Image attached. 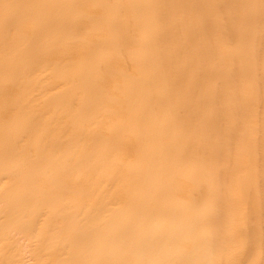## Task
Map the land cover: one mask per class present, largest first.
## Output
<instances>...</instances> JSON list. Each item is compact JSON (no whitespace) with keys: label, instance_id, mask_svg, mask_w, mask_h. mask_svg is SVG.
Returning a JSON list of instances; mask_svg holds the SVG:
<instances>
[{"label":"rangeland","instance_id":"obj_1","mask_svg":"<svg viewBox=\"0 0 264 264\" xmlns=\"http://www.w3.org/2000/svg\"><path fill=\"white\" fill-rule=\"evenodd\" d=\"M74 1L79 4L75 13L77 16L82 15L77 21V29L63 28L61 31L48 29L43 32V34H61L63 36L69 33L73 42H66L63 50L65 55L71 57V60L62 63V66L70 69L73 65L80 64L82 68L90 67L93 72L92 75H87V83H91L88 91L78 100L73 99L72 96L65 103V106L69 105V109H78L81 104L94 107V110L91 111L92 115L86 117L78 115L84 125L95 120L110 125L115 120L113 117L132 119L135 114L133 109H137L134 108L137 103L133 102L139 99L135 93L128 92L127 83L136 81L138 78L141 79L143 82L140 84V90L145 91L141 95V100L144 101L148 95L163 97V101L158 106L167 107L173 117L189 119V127H185L179 120H175L177 126L170 127V130L175 129L184 136L188 134L187 142L195 147L196 153L191 154L184 161L176 159L174 157L178 151L176 148L182 150L187 143L180 140L176 143L168 141L171 148L166 151L164 158L173 160L181 169H189L191 172L183 174L177 168L167 169L164 167L159 172L147 170L140 173L139 176L148 177L153 181L137 186L136 191L140 195L144 194L141 199H134L133 201V198H129L127 195L123 197L115 195L117 181L132 180L133 177L127 173L120 174L118 180H115V177L113 179L102 177L95 155L86 154L82 156L83 152L86 150L98 151L99 154H102L100 156L106 159L103 161L104 164L118 154H123L125 160L131 161L133 156L129 153L134 150H141L143 145L138 146L137 143H132L129 140H121L119 134L110 138L105 133L108 130L106 128L104 131L96 129L92 132L97 136V139H102L104 142L115 141V146H108L101 150L93 143V140H89L88 131L90 130H87L85 126L82 128L74 127L70 123V117L63 112H46V102L42 97L49 93H55L63 86L54 76H51L50 70L39 74L37 67L36 70L32 69L30 77L35 79L36 84L34 88L25 93H22L21 83L15 77L3 82L4 88L0 90V149L4 151L0 152V154L3 153V157L0 156V264H102L107 257L102 252L103 249L113 251L115 257L112 262L115 261V264H150L145 261V258L154 252H150L144 246L138 249L139 240L136 239L141 235V239H145L147 235L144 232L154 228L167 233L182 228L180 233L184 238L181 240L182 245L179 246L180 242L165 249L169 255L176 253L177 248H179L178 252L192 251L191 257H189L188 252L187 254L183 253L184 256H187L185 258L182 256V260L180 258L182 264H198L201 261L202 264H212L211 259H214L213 264H257L260 260L262 261L264 240L261 241V239L264 238V212L261 213L260 221L254 220L253 217L258 209L254 210L252 206H249V200L258 199L261 206L259 209L264 210V168L259 166V158L249 157L247 150L253 147L257 155L259 152L264 154L260 139L264 131V118H262L264 109L259 104L247 103L246 105L250 106L248 108L245 106V111L242 112L245 113V116L242 118H238L241 115L238 116L237 111L220 112V116L227 123L222 135L203 127L208 119L207 112L215 113L229 103V101L212 102L203 95L207 88L211 92L218 89L219 84L223 81L214 67H221L233 72L234 58L241 56L236 52L241 44L221 36L218 31H214L210 35V45L205 44L207 38L202 34L190 37L186 33L189 24L201 26L203 24L199 17V10H194L191 13L189 11L188 3L195 0H154L156 5L162 2L164 6L176 5V14H165L160 18L151 17L152 13L149 12V9L152 7L150 2L152 0H144L147 1V5L135 2L130 7H124L121 11L119 18L131 22V26H129L127 20H122V27L121 24L115 26V31L118 32L116 35L118 43L123 47H112L109 44L99 43L87 48H91V50L86 52L75 41L85 38V35L91 31V26L100 21L90 17L85 20L86 14L89 12L88 8L91 6L90 0ZM198 1L205 4L204 8L210 23L219 27L221 24L226 25L223 9L218 8V5H222L221 0ZM5 3L14 8L8 12L13 17L21 14L19 9L30 6L31 9L41 6L46 8V13L34 12L32 16L25 17L29 23L39 24L42 19L48 21L50 12L56 13L58 11L57 5L51 4L48 0H6ZM108 7L115 9V5L110 3H108ZM142 8L145 10L142 11ZM147 9L148 11H146ZM60 16L63 17L64 14L60 13ZM131 16H137L141 20H143L142 18L155 20L160 27L158 31L162 32H166L170 24L175 26L171 30H174L176 37L166 42L162 55L153 57L157 63H160L159 76L156 81L151 79L144 83L145 72L153 69V67L145 62L139 64L136 62L137 54L147 52V47L135 45L124 47L121 43L125 35L130 41L140 33L139 26L143 24V21L135 25L136 28H133V17ZM260 19L264 22L262 14ZM54 20L58 19L54 18ZM177 26L185 27L186 30L180 32ZM257 27L264 28V24ZM7 33L12 35V39L6 41L7 44L16 45L25 41L29 42L26 36L16 35L15 28H10ZM147 34L154 39L152 33L147 31ZM91 36L93 37V35ZM98 36L95 35V37ZM46 38L41 36L35 38L30 45V50L54 53V47H50V44L49 47L37 44V41L41 43L47 41ZM188 38H191V41L196 45L195 51L191 55L186 48ZM157 44L156 40L149 44L151 53L157 51ZM221 46H228L231 49V54L226 58L225 63H223L224 56L218 55V48ZM96 52L106 53V56L98 55L107 59L111 53H115V58H113L115 75L110 74L107 80H97V77H101L103 70L96 69L99 60L90 58ZM202 53L204 56L200 64L189 68V58L196 57V62ZM262 54L264 53L262 52ZM24 57L23 54L14 55V59L20 60ZM208 67H213L214 70L206 72L211 73L209 76L206 73L201 75L204 76L201 78L200 73L202 74V70ZM181 70H184L185 74ZM189 70H191V74ZM168 74L180 79L175 86L176 89L167 88L168 81L164 75ZM239 74L225 76L226 78L233 76L232 79L239 80L241 86H248L250 82L253 84L251 77L246 78ZM112 76L121 82L115 81L114 85ZM195 79H199L204 87L196 88L197 91L188 97L184 94L185 90L181 91V89H189ZM81 85L82 83L75 80L67 83L69 88L73 87L72 93L77 97L78 93L76 92ZM221 89L228 93L230 87L223 86ZM237 90L240 92L241 89ZM238 91L237 93H239ZM111 92L117 97L115 101L107 99L101 102L104 95L111 94ZM136 92H139L138 86ZM230 93L232 92L228 94ZM234 94L238 99V94L236 92ZM239 94L243 98L248 97L247 99H249L250 97L247 90H241ZM251 98L253 97L251 96ZM124 99L130 102L125 103ZM203 99L209 102L204 101L207 103L204 107H202ZM250 100L252 104L253 100L255 102L254 98ZM56 102L57 99L54 98V103ZM54 103H49V106ZM21 105L26 106L25 110H18L17 107ZM183 105L195 108L197 114H195L196 112H193L194 115L188 114ZM129 106L133 109L128 110ZM139 109L136 112L142 113L143 116L146 113L156 111L155 108L139 107ZM19 112H21L20 115ZM102 112L107 114H98ZM34 113L37 114L35 115L36 118H34ZM44 119L51 122L48 129L39 124L35 130L30 128L33 121L39 123L44 122ZM21 120H24L25 124L21 123ZM232 126L237 127V130L234 131V137H232L233 132L230 129ZM110 129H115V126L110 125ZM200 131L203 132L200 133ZM52 133L56 137H53ZM247 133L251 137L250 142L245 141ZM159 136L157 135V138ZM223 150H226L227 155L222 157L223 160L218 156L222 160L220 161L217 155ZM3 163H9L8 172L2 169ZM107 165L114 168L110 163ZM219 169H225L226 172L224 175L219 174L215 177V170L218 171ZM257 177H259L258 181L249 190L246 185ZM175 188L179 190L175 191ZM110 194L113 196H109ZM104 195L108 196L104 197ZM4 196L6 201H3ZM171 197H175L181 202L183 205L181 210L173 208H167L164 212L153 210L154 205L166 202ZM133 202L141 205L139 212L132 215L133 221L131 222L133 224L125 225L123 223L121 225L118 220H115V224L108 223L116 231L122 228L125 235L122 237L115 236V240L101 239L100 235L98 236L99 226L94 228L93 223L98 221L100 216H104L105 219L112 217L113 213L106 211L107 207L117 209L119 206ZM258 213L260 214V212ZM156 220H159L161 224L155 225ZM135 224L139 225V228ZM238 231L242 232L241 238L243 237V239L238 234L236 238H233L232 235L230 238L227 236ZM128 232L132 234L127 235ZM135 234H138V237ZM217 236L220 238L227 236L224 237L225 240L228 238L231 242L234 241L233 239L237 241L228 243L229 240H227L225 243L224 239L221 238L224 241H222L221 246V240L218 243L219 239H216L220 245L215 246L214 243H211L215 242V239L212 240V238ZM208 238L211 239V243H208L206 247H209L208 245L213 246V254H209L213 258L208 257L210 260L205 262L202 259H207L203 256L200 259L195 258L200 250L205 248L204 243L201 246L196 242L200 239L208 240ZM192 241H194L193 245H191ZM208 241L210 242V240ZM155 243L157 242L148 241L144 244L153 245ZM156 254L159 253L156 252ZM174 257L169 256L168 259L167 256V259L170 262ZM181 263L178 262L177 264Z\"/></svg>","mask_w":264,"mask_h":264},{"label":"bare ground","instance_id":"obj_2","mask_svg":"<svg viewBox=\"0 0 264 264\" xmlns=\"http://www.w3.org/2000/svg\"><path fill=\"white\" fill-rule=\"evenodd\" d=\"M27 1V0H25ZM51 4H56L57 5V12H50L48 21L47 20H40V23H34L31 22L29 23L25 18L28 16H32V13H46V8L45 7H38L35 9H31L30 7L24 8V9H19L21 14L17 16H11L8 14L9 11L13 10L14 8L10 7L7 5L6 0H0V90H2L3 87V82H6L8 80L14 79V77L21 83V90L22 93H25L27 90L34 88L35 87V79L30 77L31 70L37 69L39 70V74H42L43 72H46L50 70L51 76H54L60 83H62V87L56 91L55 93L47 94L43 98V100L46 102L45 104V111L46 112H54V113H59L63 112L66 116L70 117L71 120V125L74 127H84L87 128L88 131V138L89 140H93V143L102 149H105L108 146H115V141L114 142H104L102 139H97V136L92 132L94 130H100L104 131V129H108L105 133H107L110 138L115 137L116 134H119V139L121 140H129L132 143H137L138 146L140 144L143 145V148L141 150H134L131 151L129 154L133 156V159L130 160H125L124 155H116L113 156V159L106 162L105 164L103 163L104 160L103 156H100L102 154H99L98 151H82L83 154L82 156H85L86 154H94L95 158L98 160L97 165L99 166L100 169V174L102 177H109V178H114L115 180H118L119 175L122 173H127L128 175L132 176V180H126L124 179L123 181L118 180L117 185L115 186V195L118 196H128L129 198L134 199H141V196H144V194L140 195L136 190L137 186H142L147 184V182H152L153 180L148 178V177H143L139 176L140 173L151 170L155 172H159L161 168H177L181 173L183 174H188L191 172L189 169H181L179 166L175 164L173 160H169L167 158H164V154L166 151L170 150V144L168 141H171L173 143L178 142L180 140L181 142H185L184 148L182 150H179L176 148L178 151L174 154V157L176 159H180L181 161H184L189 158V156L192 154L196 153L195 147H193L190 143L187 142L189 135L187 134L184 136L182 133L178 132L175 129H171L170 127L177 126L175 124V120H179L182 125L185 127H189V119L188 118H183L180 117H173L170 115L168 108L163 107V106H158L163 101V97H157L154 95H148L143 100H141V95L145 93V91L140 90V84L143 82L141 79H137L136 81L133 80L132 82L127 83L129 86L128 92L130 93H135L137 98L139 99L138 101H134L133 103H137L133 109L131 106H129L127 109L131 110L133 109V112L135 113L132 119H126L125 117H118L115 118L113 117V124H110L112 126H115V129H110V125L102 124L99 121H93L87 125H84V122L81 120V118L78 117H86L90 116L91 111L94 110V107L91 106H85V105H80L78 106V109H69V105L65 106V103L73 96V99H80L81 96L88 91V89L91 87V83H87V75H92V71L90 67L82 68L80 64H75L73 65L70 69L64 68L62 66V63L68 62L71 60V57L68 55H65V51L63 50V46L66 44V42H73L71 35L67 33L65 36L61 34H54L50 35V33H44L46 30H56V31H61L63 28H74V30L77 29V21L78 19L82 16H77L75 11L77 10V6L79 5L78 3H75L74 0H48ZM222 5H218L219 9H223V16L225 18V24H221L219 27L218 25L214 23L209 22V18L206 15L205 11V4L201 1L195 0L190 3H188L189 11L190 13L194 10H199V17L201 18V21H203L202 26L199 24H189L187 32L190 37L202 34L204 35L207 39L205 40V44H209V38L210 35L214 31H218L219 34L224 37L230 38L233 41L239 42L241 45L237 49V53L241 54V56L234 58V71H230L221 67H214L219 72V75L223 78V81L219 84L218 89L211 90L207 88V91L203 94L205 95L204 97L207 98L209 101H229V103L225 104L224 107L218 109L215 113H206V116L208 119L206 122L203 124V127H206L205 129H210L215 131L218 135H222V131L226 128V121L220 116V112H229V111H237V115L241 117H238L235 113V115L238 118H242V116H245V113H242L245 111V106H247V103H250L251 105H256L259 104L261 105L264 109V28L257 27L258 25L264 24L262 22L261 14L264 17V0H221ZM24 2V1H23ZM135 2H140L143 5H147V1L144 0H90V7L88 8L89 12L86 14L87 16L85 17V20L90 17L94 18V20H98L100 22L95 23L94 25L91 26V31L88 32L85 35V38L76 40L75 43L84 49V51L88 52L91 50L87 49L94 44H99V43H104V44H109L112 47H123L121 46L118 42V37L116 36L118 34L116 30V25L121 24V27L123 26L122 20H127V19H122L119 18L121 15V11L123 10L124 7H130L131 4H135ZM152 4V7L149 9V12L152 13L151 17H158L160 18L161 16L165 14H176V5L170 4L169 6H164L163 2L161 4H154V0L150 1ZM230 2L234 3L231 4ZM108 3L111 5H115V9L112 7H108ZM258 5V7H257ZM96 6V7H95ZM142 11L145 10L144 8L141 9ZM148 11V9L146 10ZM60 13H63L64 16H60ZM259 13V14H258ZM258 14V15H257ZM133 17L132 20V27L136 28L135 25H138L143 21V24L139 26L140 33L136 36L135 39L128 41V36L125 35L124 39L122 40V44L124 47H128L130 45H135V46H142V47H147L146 49L148 50L147 52H142L137 54L138 58H136L137 64L140 62H145L148 64H151L153 69L148 70L145 72V82L149 80H155L159 76V66L160 63H157L156 59L153 58L154 56H160L165 50L166 47V42L170 41L171 39H174L176 37V34L174 30H171L172 28H175L173 24H170L167 31H158L160 30V27L156 24V21L150 18H142L143 20L137 18V16H131ZM56 18L58 20L53 19ZM131 23V22H130ZM130 23L127 20V25L131 26ZM75 26H74V25ZM74 26V27H73ZM163 26V25H162ZM161 26V27H162ZM110 29H109V28ZM10 28H15L16 29V35H22L26 36V38L29 39V42H21L16 45H10L7 44V40L12 39V35L8 34L7 31ZM163 28H165L163 26ZM178 30L180 32L185 31V27H180L177 26ZM147 31L149 33H152L154 35V39L150 37L149 34H147ZM120 32V31H119ZM93 35V37L91 36ZM95 35H99L98 37H95ZM47 37V41L38 42L37 44L43 47H54V53L51 52H42L40 50L32 51L30 50V45L33 43V40L37 37ZM156 40V43H158L156 49L157 51L152 52L151 48L148 47L149 44L153 43ZM195 43L191 41V38L187 39L186 42V48L188 49L189 55H191L195 50ZM98 51V50H97ZM179 52V51H178ZM15 54H23L25 57L22 59H14ZM98 54H103L106 56V53H99L96 52L93 57L90 58H96L98 61V66L96 69L98 70H103V73L101 77H97V80H107L110 77V74L115 75V64L113 58H115V53H111L109 55V59L103 57L102 55ZM153 54V55H152ZM231 54V49L228 46H221L218 48V55L219 56H224V61L227 60L226 58ZM262 54V55H261ZM203 53L198 59V61L195 62L196 57H191L189 58V68L200 64V61L203 58ZM108 60V61H107ZM206 60V59H205ZM105 61H107L105 63ZM111 61V62H110ZM45 66V67H44ZM44 67V68H43ZM213 67H208L206 69L202 70V74L200 73V77L204 78L206 72H211L210 70H214ZM215 70V72H216ZM181 72L184 73V70H181ZM216 72V74H218ZM228 72V73H227ZM189 73L191 74V70H189ZM236 73L242 74V77L250 78L253 81V84L250 82L248 86H241L239 83V80H234L232 79L233 76H230L229 78L226 76L229 75H234ZM185 74V73H184ZM208 76L211 73H206ZM239 74V75H240ZM226 75V76H225ZM167 78L168 81V87L167 88H172L176 89L175 86L177 82L180 79H176L174 75L168 74L164 75ZM198 76V75H197ZM235 76V75H234ZM207 77V76H206ZM231 78V79H230ZM234 78V77H233ZM236 78V77H235ZM111 79L114 81H120V80H115V76H112ZM208 79V78H206ZM79 81L82 83V85L78 88L77 92L78 97L72 93L73 87L69 88L67 86V83L69 81ZM121 82V81H120ZM200 80L195 79L192 85H190L189 89H181V91H184V94L188 97H190L193 92H196V88L200 87L203 88L204 85ZM252 84V85H251ZM137 86L139 87V92H136ZM223 86L230 87L229 92H232L228 94L227 92H224L221 88ZM55 88V87H53ZM241 89L247 90L249 92V99L243 98V96H240L239 93H241L237 90ZM239 93H237V91ZM236 92L238 94V99L237 96L233 93ZM251 96L255 99V102L253 100V104L250 99ZM241 97V99H239ZM54 98L57 99V102L54 103ZM117 97L113 92L111 94L104 95L102 98V101H105L107 99L115 101ZM243 99V100H242ZM125 100V103L130 102L129 100ZM208 101L203 99V106L204 107ZM49 103H54L52 106H49ZM143 103V105H141ZM250 106V105H248ZM247 106V108H248ZM139 107H146L147 109H152L155 108V112H150L146 113L145 116H143L142 113H138L136 111H139ZM18 110H25L26 106L21 105L17 107ZM183 108H185L188 112V114L193 112H196L197 110L191 106L188 105H183ZM246 108V109H247ZM202 110V109H201ZM43 112V111H40ZM241 112V113H240ZM115 114V112H113ZM14 114V113H13ZM21 112H19V115ZM98 114H107L106 112L98 113ZM36 113H34V118ZM221 117V118H220ZM264 118V116H262ZM244 119V118H243ZM44 122H39L33 121L30 125V128H34L33 130L36 129L37 124H39L41 127L48 129V127L51 125V122L48 121L47 119L43 120ZM21 123L25 124L24 120H21ZM232 133V137H234V134L237 130V127L232 126L230 127ZM203 130V129H202ZM203 131H200V133ZM157 135H160L157 138ZM53 137H56L54 133H52ZM250 138V139H249ZM261 148H264V131L261 135ZM251 140V137L249 133L245 135V141ZM250 142V141H249ZM161 147V148H160ZM3 149H0V152ZM219 152V151H218ZM3 153L0 154V156ZM41 154V153H40ZM247 154L249 157H257L260 160L259 166L261 168H264V154L259 152V155H257L254 152V148L251 147L250 149L247 150ZM227 155L226 150L220 151L217 155L220 158H224ZM3 157V155L1 156ZM150 157V158H149ZM218 159L220 160V158ZM222 158V160H223ZM220 160V161H222ZM228 161V159H227ZM107 163H110V165H113L114 168L109 167ZM161 164V166H160ZM10 165L9 163H3L2 164V169L5 171H9ZM215 177L218 176L219 174L224 175L226 170H221L219 169L218 171L215 170ZM229 174V172H228ZM225 178V176H224ZM257 177L254 181L251 183L247 184L246 187L250 190L254 183L258 181ZM178 188H175V191H178ZM264 190V186H263ZM113 194V193H112ZM110 194L109 196H113ZM108 195H104L106 197ZM5 196L3 201L5 200ZM115 204V203H114ZM124 204L122 206L117 207H107L106 211L113 213L112 217L110 219H105L104 216H100L99 220L95 221L93 223L94 228L96 226H99V232L98 236L100 235L101 239L109 238L112 240H115V236L122 237L125 235V231L121 229H118L117 231L112 228V225L108 223L115 224V220H118L121 222V225L123 223L125 225L127 224H133L131 221L132 220V215L135 214L136 212H139V209L141 208L140 204ZM249 206H252L254 210H257L255 212V215L253 219L260 221L261 220V213L264 212V210L259 209L260 202L258 199H250L249 200ZM167 208H173L176 210H181L183 208V205L181 202L175 198L171 197L169 200L166 202L158 203L153 206V210L155 212L161 211L164 212ZM260 212V214L258 213ZM155 225L161 224L159 220H156L154 222ZM135 226L139 228V225ZM140 226H142L140 224ZM181 230L182 228H177L176 231L167 233V232H160L158 228H154L151 231H145L144 233L147 235L145 239H141V233H139L141 236L138 237V234H135L138 238L136 240H139V244L137 245V248L140 249L143 246L149 250L150 252H154V254L148 256L145 258V261L150 264H160L163 262V264H177L178 262L181 263L180 261L185 258L187 255H183L185 252L190 253L192 251H184V252H178L179 248H177V252L174 253L173 255H169L166 253V248H169L175 244L182 245V241L184 238L181 236ZM236 229L234 230V232ZM240 234H239V233ZM237 233L229 234L227 236L232 235V237L236 238L238 235L241 238L243 235L241 231H238ZM132 233L128 232L127 235H131ZM238 234V235H237ZM242 234V235H241ZM227 236H223L221 238L224 239L225 243L226 241L229 240L228 243L236 242L235 239L234 241H230V239L225 238ZM220 236H217L214 241L216 242V239L218 240L217 242L221 240ZM238 238V239H240ZM232 239V238H231ZM243 239V237L241 238ZM240 239V240H241ZM210 240V242L208 241ZM200 239L196 243L198 245L203 244L205 247L204 249L200 250V256H195V258H202L203 261H209L210 255L213 254L212 245H208L209 247H206V245L211 243V239ZM264 240L261 239V241ZM151 241V242H157L153 245H145L144 243ZM208 241V242H206ZM223 240L220 241V244L222 246ZM239 241V240H238ZM206 242V243H205ZM212 242L211 244L215 246H219L218 243ZM224 243V244H225ZM264 243V241H263ZM194 244V241H192V244ZM211 250H208V249ZM247 248V247H245ZM244 249V248H243ZM165 252L161 254L163 251ZM251 250V249H250ZM211 251V252H210ZM244 251H246L244 249ZM103 253L106 254V259H104V263L102 264H115V261L112 262L114 259L115 255L111 249H103ZM158 252L159 254H156ZM250 252V251H249ZM264 252V251H263ZM4 253V252H1ZM184 253V254H185ZM240 253V252H239ZM210 254V255H209ZM215 254V253H214ZM111 257H109V256ZM216 255V254H215ZM6 256V255H5ZM169 256H175L172 260L169 262ZM183 256V258H182ZM239 256V255H238ZM244 256V255H243ZM242 256V257H243ZM191 257V255L189 256ZM207 257V258H206ZM241 257V256H240ZM109 258V259H108ZM178 258V261H177ZM181 258V260H180ZM264 258V254H263ZM262 261L260 260V264H264V259ZM6 259V258H5ZM238 259V257H237ZM4 260V259H3ZM2 260V261H3ZM198 260V259H196ZM214 259H211L210 262L212 264ZM165 261V263H164ZM184 261V260H183ZM5 262V261H4ZM3 262V263H4ZM202 262V261H201ZM200 262V263H201ZM198 263V261H197ZM198 263V264H200ZM6 264V263H5ZM182 264V263H181ZM202 264V263H201ZM207 264V263H206Z\"/></svg>","mask_w":264,"mask_h":264}]
</instances>
